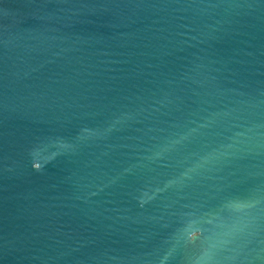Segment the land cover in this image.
Instances as JSON below:
<instances>
[{"label": "water", "instance_id": "95a60500", "mask_svg": "<svg viewBox=\"0 0 264 264\" xmlns=\"http://www.w3.org/2000/svg\"><path fill=\"white\" fill-rule=\"evenodd\" d=\"M0 264H264V0H0Z\"/></svg>", "mask_w": 264, "mask_h": 264}]
</instances>
